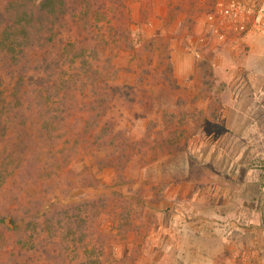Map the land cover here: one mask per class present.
Instances as JSON below:
<instances>
[{
  "label": "rangeland",
  "instance_id": "1",
  "mask_svg": "<svg viewBox=\"0 0 264 264\" xmlns=\"http://www.w3.org/2000/svg\"><path fill=\"white\" fill-rule=\"evenodd\" d=\"M130 2L133 42H167L176 84L160 79V47L151 63L119 54L136 102L41 146L37 174L7 185L0 207L88 209L93 249L117 264H264V0Z\"/></svg>",
  "mask_w": 264,
  "mask_h": 264
},
{
  "label": "trees",
  "instance_id": "2",
  "mask_svg": "<svg viewBox=\"0 0 264 264\" xmlns=\"http://www.w3.org/2000/svg\"><path fill=\"white\" fill-rule=\"evenodd\" d=\"M129 4L0 0V198L10 183H27L37 174L41 164L35 156L41 146L59 149L77 122L86 119L96 128L118 104L132 107L137 70L129 66L122 80L116 66L119 54L130 53L131 59L137 55L140 63L150 52L151 63L155 47H160V79L176 84L167 42L148 40L142 51L133 42ZM194 5L193 0H180L177 10ZM4 208L0 264H66L69 253L80 249L86 264L118 262L113 249H93L96 232L88 209L60 203L21 217L4 213Z\"/></svg>",
  "mask_w": 264,
  "mask_h": 264
},
{
  "label": "built area",
  "instance_id": "3",
  "mask_svg": "<svg viewBox=\"0 0 264 264\" xmlns=\"http://www.w3.org/2000/svg\"><path fill=\"white\" fill-rule=\"evenodd\" d=\"M218 7L220 9V13L225 15L229 14V10L225 8L221 2L218 4Z\"/></svg>",
  "mask_w": 264,
  "mask_h": 264
}]
</instances>
